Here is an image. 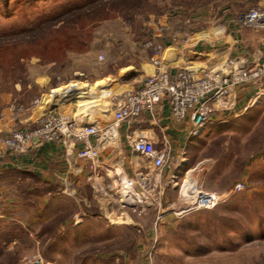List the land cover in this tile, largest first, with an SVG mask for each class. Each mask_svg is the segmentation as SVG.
Returning <instances> with one entry per match:
<instances>
[{"label":"crops","instance_id":"0c3cea01","mask_svg":"<svg viewBox=\"0 0 264 264\" xmlns=\"http://www.w3.org/2000/svg\"><path fill=\"white\" fill-rule=\"evenodd\" d=\"M227 2L230 5L222 8L225 11L209 26L184 36L177 42L163 41V70L173 73L185 69L193 76L201 77L214 73L230 75L241 66L248 72H255L264 66V29L244 27L238 23L242 12L252 7L264 8V0ZM106 56V63L91 72L86 70V80L59 84L52 83L46 75L36 74L27 77L23 83L14 85L11 93L1 95L0 137L8 133L16 123L26 128L37 126L49 112L72 120L78 126L97 129V133L89 140L98 151L94 171L88 169L86 161L77 157L81 146L67 136L59 144L33 143L20 154H12L0 143V239L10 235L12 229L14 232L17 229L24 231L25 240L36 245V248L38 245L42 246L41 250L37 248L38 253L42 254L45 261L54 264H57L61 245L75 242L92 227L106 231L117 230L120 226L109 225L103 214L89 215L81 222L72 224L65 220L59 221V213L69 202L74 204L79 201L84 212L90 206H86V200L82 197L85 192H75L76 184L84 183L85 179L86 183H90L91 180L102 177L108 187H113L119 177L127 176L138 182H145L149 188L155 187L161 195L164 194L165 204L169 203V192L164 193L168 181L173 175H178L180 169H187L191 163L194 164L190 158V150L197 147L194 141L206 129L203 128L197 136H191L189 122L176 124L172 121L165 100L156 111L154 119L147 112H142L134 120L115 122L116 97L138 89L141 81L152 75L155 68L149 62V53L136 48H130L126 53L116 50L114 56L109 53ZM252 80L236 86L227 99L211 106V122L216 123L219 118H224L226 123L232 119L244 118L256 106L264 105V99L259 97L262 93L258 98L253 95L255 87L254 83H250ZM253 97L257 98L255 103L251 100ZM12 104L22 109L15 117L10 109ZM233 127V130H239ZM214 132L215 129H209L207 142L214 138ZM139 137L147 140L154 154L167 143L176 166L158 172L152 158H146L133 149V144ZM98 194L100 195L99 192ZM176 194L179 200L181 197L178 192ZM105 195L109 198L111 192H106ZM178 204H169L164 210V229L171 230L178 223L193 218L192 214L181 219L175 217ZM104 209L106 207L101 210ZM130 222L135 227L132 220ZM187 227L191 226L187 223ZM9 238L8 241L0 240V244H17L13 231ZM150 240L154 244V239ZM155 240H158L153 251L155 256L160 251L158 246L167 241L168 244L173 241L179 244V240L174 238L164 241L163 237H159ZM45 246L50 254L48 251L44 253ZM117 252L120 255L122 251ZM120 257L128 259L130 254Z\"/></svg>","mask_w":264,"mask_h":264},{"label":"rangeland","instance_id":"374dc122","mask_svg":"<svg viewBox=\"0 0 264 264\" xmlns=\"http://www.w3.org/2000/svg\"><path fill=\"white\" fill-rule=\"evenodd\" d=\"M88 1L0 0V37H13L32 31ZM227 1L229 0H148L145 9L131 11L127 15L128 19L116 16L93 25L90 42L85 51H68L59 62H46L31 56L21 59L12 68L8 67L10 70H0V100L1 95L12 92L14 85L23 83L27 77L36 74L46 75L52 83L59 84L86 80V70L91 72L106 63L107 53L114 56L116 50L125 53L130 48L143 50L142 45L148 39L149 32L155 31L158 24L166 21L169 30L159 38L160 43L163 44L164 40L168 42L172 37L170 34L177 35L174 36L177 42L218 19L224 7L230 5ZM257 8L252 7L242 13ZM52 25L56 28L61 23L54 22ZM100 56L103 58L100 59ZM258 69L262 70V74L250 83H254L253 95L257 97L262 93L259 97L264 99V67ZM235 72L237 71L232 73ZM255 97L251 100H257L258 97ZM10 107L14 117L22 111L21 107L14 104ZM50 113L52 112L46 115ZM231 126L239 130L235 131ZM205 127L203 134L194 141L197 147L190 150V158L194 164L191 163L187 169H180L178 178L173 182L168 181L164 193L169 192V203L165 204L163 194L160 196L159 207L150 206L140 212V208H135L131 200L122 205L119 198V179L113 187H108L102 177L91 180L90 183H86L85 179L84 183L76 184L75 192H85L82 197L86 200V206H90L84 212L79 201L74 204L69 202L59 213V221L65 220L72 224L81 222L89 215L103 214L109 225L120 226L117 230L106 231L92 227L93 229L86 231L75 242L61 245L57 264H264V105L256 106L244 118L232 119L227 123L224 118H219L218 122H211ZM32 128L34 127L26 128L16 123L3 136ZM209 129H215V132L214 138L207 142ZM189 170H195L192 176L202 191L222 194L240 183L244 185V189L231 194L215 208L189 213L193 218L184 219L185 221L171 230L164 229V218L154 226L157 212L164 214L168 206L174 202L178 204L177 192L183 199L186 181L184 177ZM190 174L187 175V186L191 188L193 181ZM94 192H99L100 195H93ZM106 192H111L109 198L105 195ZM186 204L188 206L189 201L178 205L176 212L182 211ZM104 207L106 214L101 210ZM189 214L177 218L181 219ZM187 223L191 227L188 228ZM12 231L17 244H0V264H26V260L40 254L37 248L41 250L42 246L38 245L36 248V245L26 241L24 231L17 229L14 232L12 229L11 234ZM10 235L0 240L8 241ZM159 237H163L164 241L174 238L179 240V244L175 241L168 244L167 241L158 246L160 251L155 256L153 251L158 241L155 239ZM150 238L154 239V244ZM46 247L44 253L49 252L45 250ZM118 250L122 251L120 255L123 257L128 254L130 257L121 258Z\"/></svg>","mask_w":264,"mask_h":264},{"label":"built area","instance_id":"2783aa9c","mask_svg":"<svg viewBox=\"0 0 264 264\" xmlns=\"http://www.w3.org/2000/svg\"><path fill=\"white\" fill-rule=\"evenodd\" d=\"M238 23L241 26L264 29V8H257L242 13L238 17ZM155 31L149 32L147 40L142 48L149 53V62L155 68L152 75L146 76L138 89L126 92L114 101V120L115 122L131 121L138 118L142 112H147L151 119L156 116V111L165 100L169 106L170 117L176 124L184 121L189 122V133L191 136H197L203 128L211 123V106L227 99L232 90L244 83L252 80L262 74V70L248 72L242 66L237 72L231 75L205 74L201 77H195L190 72L180 69L173 73L161 68V55L164 49L159 38L166 35L169 26L166 23L158 24ZM171 42H175L174 36L170 34ZM100 59L103 57L100 56ZM264 67V66H263ZM97 133L94 127L78 126L72 120L65 119L57 113H50L44 116L37 126L32 129H22L11 132L9 135L0 137V143L11 153L20 154L33 142L63 143L67 136L75 144L81 147L77 152V157L87 162L90 171H94L98 159V151L90 144V137ZM133 149L146 158L153 159L154 168L161 172L165 169L175 167V162L170 156V150L167 143L159 152L151 150L145 138L139 137L133 144ZM195 170H189L185 175L190 174L193 181V193L178 200V205L189 201L182 211L175 212V217L186 215L199 210H210L217 205L225 202L227 198L234 193L243 191L242 183L236 184L229 192L222 194L205 192L197 187L192 176ZM178 178L173 175L170 181ZM173 187V186H172ZM149 188L145 182H138L136 179L127 176L119 177V198L122 203L131 200L133 206L140 208V212L149 206L160 205L159 190ZM187 206V208H186ZM133 208V207H132ZM134 209V208H133ZM132 209V210H133ZM134 211V210H133ZM164 214L157 212L154 219V226L162 221ZM26 264H54L47 262L40 254L26 260Z\"/></svg>","mask_w":264,"mask_h":264},{"label":"trees","instance_id":"16d2710c","mask_svg":"<svg viewBox=\"0 0 264 264\" xmlns=\"http://www.w3.org/2000/svg\"><path fill=\"white\" fill-rule=\"evenodd\" d=\"M147 1L89 0L32 31L13 37L2 36L0 70H10L21 59L31 56L46 62H59L68 51H85L90 42L93 25L116 16L128 19L127 15L131 11L145 9ZM54 22H60V27L55 28L52 25Z\"/></svg>","mask_w":264,"mask_h":264},{"label":"bare ground","instance_id":"6f19581e","mask_svg":"<svg viewBox=\"0 0 264 264\" xmlns=\"http://www.w3.org/2000/svg\"><path fill=\"white\" fill-rule=\"evenodd\" d=\"M188 175V174H187ZM187 175L184 177L185 178V185H184V191H183V198H185L186 196H191V194L193 193V191H194V189L191 187L190 188V186L188 187L187 186V182H188V179H187ZM178 186V184L176 185V187Z\"/></svg>","mask_w":264,"mask_h":264}]
</instances>
